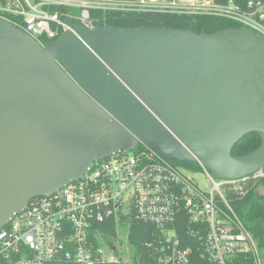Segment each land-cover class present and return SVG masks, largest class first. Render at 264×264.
<instances>
[{"label":"water","instance_id":"obj_1","mask_svg":"<svg viewBox=\"0 0 264 264\" xmlns=\"http://www.w3.org/2000/svg\"><path fill=\"white\" fill-rule=\"evenodd\" d=\"M66 24L41 44L0 18V228L138 143L215 178L264 174L263 34ZM250 132L259 146L231 155Z\"/></svg>","mask_w":264,"mask_h":264},{"label":"built area","instance_id":"obj_2","mask_svg":"<svg viewBox=\"0 0 264 264\" xmlns=\"http://www.w3.org/2000/svg\"><path fill=\"white\" fill-rule=\"evenodd\" d=\"M107 12L220 17L264 35V0H0V18L41 44L68 30L66 20L92 28ZM198 169L205 190L146 145L95 161L0 228V264H263L233 204L263 172L222 179Z\"/></svg>","mask_w":264,"mask_h":264},{"label":"trees","instance_id":"obj_3","mask_svg":"<svg viewBox=\"0 0 264 264\" xmlns=\"http://www.w3.org/2000/svg\"><path fill=\"white\" fill-rule=\"evenodd\" d=\"M219 3H225L227 0H216ZM234 3L245 6L246 0H233ZM104 19L99 22L100 25L110 24L112 26H155V27H172L191 29L194 32L204 30L205 32H213L225 28L239 27L241 26L235 21L211 16H173V15H160V14H136V13H110L107 12L104 15ZM54 40V39H52ZM51 41V40H50ZM260 137L255 132H250L244 135L232 148L231 155L239 156L246 154L260 144ZM145 145L138 143L135 147L136 150L144 149ZM174 165L179 167L190 168L194 170H200L187 166L184 162H176L170 160ZM258 184L264 185V176L252 179L247 193L236 200L233 204L237 214L244 221L249 231L253 235L258 249L261 253V257L264 264V199H260L255 196L254 189ZM143 225L141 223L136 224V228L141 230ZM114 228H110L108 231L113 235ZM136 239V245L140 246L143 237L138 232L133 234ZM59 264H68L61 262Z\"/></svg>","mask_w":264,"mask_h":264},{"label":"rangeland","instance_id":"obj_4","mask_svg":"<svg viewBox=\"0 0 264 264\" xmlns=\"http://www.w3.org/2000/svg\"><path fill=\"white\" fill-rule=\"evenodd\" d=\"M76 12V10H73ZM182 173L186 175L187 177L191 178L193 182L201 189L205 190L208 187V181L206 177L203 175V173L200 170H194V169H188L185 167H180ZM123 242L120 240V243H118V252H121L123 249Z\"/></svg>","mask_w":264,"mask_h":264}]
</instances>
